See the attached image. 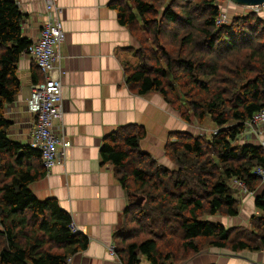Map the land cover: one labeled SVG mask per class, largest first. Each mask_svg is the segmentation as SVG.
Here are the masks:
<instances>
[{"label":"trees","instance_id":"1","mask_svg":"<svg viewBox=\"0 0 264 264\" xmlns=\"http://www.w3.org/2000/svg\"><path fill=\"white\" fill-rule=\"evenodd\" d=\"M218 1L111 2L140 45L138 63H124L127 84L140 95L159 93L190 125L209 118L216 126L209 135L170 132L164 151L174 168L141 148V125L119 126L105 138L102 162L113 166L130 197L113 237L123 264H140L142 256L150 264H178L210 247L264 250V215H252L250 228L208 218L239 215L234 181L258 194L264 212L255 173L264 149L240 142L247 121L264 108V21L251 12L218 24ZM24 17L16 1L0 0V264H68L89 237L75 230L58 199L35 195L31 184L46 175L42 153L11 137L5 113L21 90L18 64L32 43Z\"/></svg>","mask_w":264,"mask_h":264},{"label":"crops","instance_id":"2","mask_svg":"<svg viewBox=\"0 0 264 264\" xmlns=\"http://www.w3.org/2000/svg\"><path fill=\"white\" fill-rule=\"evenodd\" d=\"M14 1L25 14L24 35L32 42L39 39L47 21L45 0ZM113 1L55 0L62 10L65 30L60 48L64 69L63 122L65 136L72 145L66 157L32 183L31 189L39 199H58L61 207L72 214L77 231L89 237L88 248L76 254L70 264H123L111 247L130 197L116 178L113 166L102 162L100 150L109 134L119 126L141 125L147 130L141 148L159 163L173 168L164 151L170 132L188 130L209 135L216 128L190 125L159 93L140 95L127 84L124 63H138L135 51L140 45L129 28L119 22L117 11L111 8ZM33 74L38 82L45 78L34 60L24 53L18 64L21 90L5 110L12 122L11 137L23 143H30L35 123L27 103L36 83ZM233 185L240 198L239 215H215L209 219L227 227L250 225L252 215H264L255 204L258 194L244 191L243 184ZM262 189L263 182L257 190ZM141 264L149 263L142 257ZM183 264H264V250L233 252L210 247Z\"/></svg>","mask_w":264,"mask_h":264},{"label":"built area","instance_id":"3","mask_svg":"<svg viewBox=\"0 0 264 264\" xmlns=\"http://www.w3.org/2000/svg\"><path fill=\"white\" fill-rule=\"evenodd\" d=\"M47 21L40 32L39 39L33 41L25 51L44 73L42 81L33 84L27 100L28 111L35 116L30 144L42 153V164L48 173L65 157L72 143L65 135L61 45L65 41V30L61 19V8L55 0H45ZM223 13L221 12V15ZM221 16L218 24H224ZM241 141L255 144L264 149V108L258 110L247 121L241 134ZM255 173L264 182V166H258ZM243 187L247 191L244 183ZM75 230L78 229L75 227ZM113 250V247H111ZM71 260L68 264L71 263Z\"/></svg>","mask_w":264,"mask_h":264},{"label":"rangeland","instance_id":"4","mask_svg":"<svg viewBox=\"0 0 264 264\" xmlns=\"http://www.w3.org/2000/svg\"><path fill=\"white\" fill-rule=\"evenodd\" d=\"M217 3L220 5L221 12L223 13L222 16L223 17H226L227 23L228 22H231L234 19V16H237V15H247V14H249L251 12H254L257 15H259L263 19V21H264V4L261 5V6L244 7V6L235 4L234 2H232L230 0H219ZM239 34H243V32H241ZM244 37H246V36H244ZM29 113L34 117V114L33 113H31V112H29ZM192 125H197V126L205 125V126L215 127V125L213 124V122H211V120L209 118L205 119L204 122H203V124H200V123L194 121V124H192ZM10 130H11V128H10ZM192 133H194V132H192ZM234 184L242 185L239 181H234ZM236 196H237V194H236ZM238 226H246V227L250 228V225L249 224L248 225H238ZM142 235H144V234H142ZM194 257H192V258H194ZM192 258H190L189 260H191ZM144 259H146V257H144ZM189 260H185L183 262H179L178 264H183V263H185V262H187ZM140 264H141V262H140Z\"/></svg>","mask_w":264,"mask_h":264},{"label":"water","instance_id":"5","mask_svg":"<svg viewBox=\"0 0 264 264\" xmlns=\"http://www.w3.org/2000/svg\"><path fill=\"white\" fill-rule=\"evenodd\" d=\"M237 5H241L244 7H254V6H261L264 4V0H230ZM136 197V196H135ZM139 203L142 201V198H137V202Z\"/></svg>","mask_w":264,"mask_h":264}]
</instances>
